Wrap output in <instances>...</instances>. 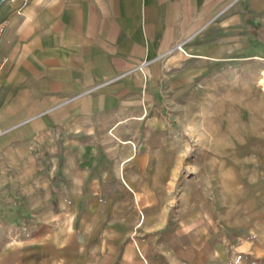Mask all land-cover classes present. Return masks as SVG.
I'll return each mask as SVG.
<instances>
[{
    "label": "crops",
    "instance_id": "crops-1",
    "mask_svg": "<svg viewBox=\"0 0 264 264\" xmlns=\"http://www.w3.org/2000/svg\"><path fill=\"white\" fill-rule=\"evenodd\" d=\"M0 25V223L50 244L32 264H197L153 106L184 61L262 60L264 0H3Z\"/></svg>",
    "mask_w": 264,
    "mask_h": 264
},
{
    "label": "rangeland",
    "instance_id": "rangeland-1",
    "mask_svg": "<svg viewBox=\"0 0 264 264\" xmlns=\"http://www.w3.org/2000/svg\"><path fill=\"white\" fill-rule=\"evenodd\" d=\"M249 35L251 44L260 38ZM241 52L184 61L183 78L163 90L151 114L156 148L175 170L163 195L170 219L186 220L172 236L187 246L202 239L197 264H264V58ZM6 216L0 264L34 263L36 244L50 252V244L25 238L33 228L22 224V210Z\"/></svg>",
    "mask_w": 264,
    "mask_h": 264
},
{
    "label": "built area",
    "instance_id": "built-area-1",
    "mask_svg": "<svg viewBox=\"0 0 264 264\" xmlns=\"http://www.w3.org/2000/svg\"><path fill=\"white\" fill-rule=\"evenodd\" d=\"M1 33H2V26L0 25V36H1ZM181 47H182V46L179 45V46H178V49H182Z\"/></svg>",
    "mask_w": 264,
    "mask_h": 264
},
{
    "label": "water",
    "instance_id": "water-1",
    "mask_svg": "<svg viewBox=\"0 0 264 264\" xmlns=\"http://www.w3.org/2000/svg\"><path fill=\"white\" fill-rule=\"evenodd\" d=\"M2 1H3V0H0V4H1Z\"/></svg>",
    "mask_w": 264,
    "mask_h": 264
}]
</instances>
